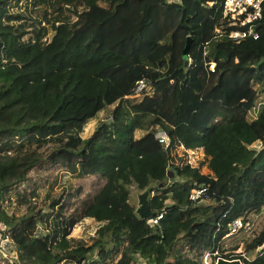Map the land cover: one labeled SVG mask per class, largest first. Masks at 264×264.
I'll use <instances>...</instances> for the list:
<instances>
[{"label":"trees","instance_id":"trees-1","mask_svg":"<svg viewBox=\"0 0 264 264\" xmlns=\"http://www.w3.org/2000/svg\"><path fill=\"white\" fill-rule=\"evenodd\" d=\"M221 2L0 0V239L12 257L0 249V264H201L205 249L215 264H264V247L220 243L253 213L243 251L264 241V105L246 119L264 77V3L256 38L234 42L215 32ZM179 144L200 148L210 173L170 168ZM61 172L91 190L53 192ZM150 183L152 225L130 202ZM85 217L98 222L89 242L70 235Z\"/></svg>","mask_w":264,"mask_h":264},{"label":"rangeland","instance_id":"rangeland-1","mask_svg":"<svg viewBox=\"0 0 264 264\" xmlns=\"http://www.w3.org/2000/svg\"><path fill=\"white\" fill-rule=\"evenodd\" d=\"M26 37V36H24ZM258 84V83H257ZM260 89H262V91H264V77L262 79V81L260 82V84H258L257 90L260 91ZM264 97V96H263ZM264 99V98H263ZM102 120L105 118H101ZM246 119H248V117L246 116ZM95 122H91L87 125L84 126L82 132H80V136L81 138H86L92 131V128H94ZM183 146L182 145H174L173 147H171V149L169 150L168 153V164L169 167L171 168L172 166H177L180 167L182 165L188 164L191 166H196L199 168L201 173H210L209 168L206 164V160L204 158V155L201 151V149H181ZM250 147H253L254 149H258L259 148V143L258 142H254L250 145ZM58 178H57V182L55 183V185H53V189L52 191H58L60 189V185L64 186L67 183L70 184L71 188L74 187H78L77 185L81 186V189L83 192H87L91 190L90 187V183L92 182V178H86V179H82V180H78V179H74V178H70L65 174L58 173ZM175 178H177L175 176ZM65 179H67V182L62 184V181H64ZM58 184V185H57ZM134 190L136 189H131L130 191V197H131V204L132 206L134 205V201H135V197H134ZM39 192L43 193V189L39 188ZM193 193V191H191ZM264 210V209H263ZM262 210V211H263ZM256 214H251L250 216L248 215L246 221L247 223H241L240 227H238L236 230L234 231H230L228 232L226 235H223L221 239L220 243L223 242V244H221V248L223 249V251L227 252V251H234V252H239L240 254H243L244 256H252L254 254L255 251H257L258 249H260V247H264L261 246L262 243L257 246L253 252H250L249 254H246L245 251H243L244 249V239L249 236L254 228V224L257 221L256 218ZM98 222L93 220L90 217H85L82 218L81 220H79L71 229L70 231V235L73 237H77V238H81L83 239L85 242H89V237L93 234L95 227L97 226ZM235 247V248H233ZM0 249H1V255L2 256H6L8 261L10 262V260L12 259V257H10L9 255V246L8 243H6L5 240H1L0 239ZM205 251H209L208 249H205L203 252ZM217 250H214L211 252V254H215ZM202 252V254H203ZM210 254V255H211ZM207 259H209V256L207 255L206 257ZM201 260V258H200ZM201 264H204L203 261L201 260Z\"/></svg>","mask_w":264,"mask_h":264},{"label":"built area","instance_id":"built-area-1","mask_svg":"<svg viewBox=\"0 0 264 264\" xmlns=\"http://www.w3.org/2000/svg\"><path fill=\"white\" fill-rule=\"evenodd\" d=\"M264 3V0H222L221 2V18H220V26L215 29L217 35H221L225 33L226 29L229 30L226 32V35L229 39L234 42H238L239 40L252 37L256 38L257 32L255 31V25L261 18V6ZM224 28H223V27ZM214 63H208L207 67L210 71L213 70ZM146 86V81L143 77L137 79L134 83V87L130 96H138L142 90ZM264 91L262 89L257 90L256 96L254 98V102L251 108L247 111V120H253L256 118L258 112L261 107L264 105ZM155 140L162 145L164 149L168 148L169 139L166 133L156 128L153 133ZM180 145V144H179ZM181 149L184 150L182 147ZM201 194V190H193L191 194V198H197ZM161 213L157 212L151 219L146 220V222L150 225L157 222V219L160 218ZM242 221L240 217H236L232 219L228 223V231L224 233L226 235L230 231L236 230L240 227ZM243 223H247L244 221ZM4 240V239H2ZM207 255L209 259H207ZM201 260L204 264H215V260H211V255L208 251L203 252L200 256ZM134 264H144L142 260L136 261Z\"/></svg>","mask_w":264,"mask_h":264},{"label":"water","instance_id":"water-1","mask_svg":"<svg viewBox=\"0 0 264 264\" xmlns=\"http://www.w3.org/2000/svg\"><path fill=\"white\" fill-rule=\"evenodd\" d=\"M184 64H186V61ZM153 186L154 184L150 183L140 190H134L135 201L133 205V212L140 219L149 220L157 213L156 211L151 210L148 204L150 191ZM261 246H264V241Z\"/></svg>","mask_w":264,"mask_h":264}]
</instances>
